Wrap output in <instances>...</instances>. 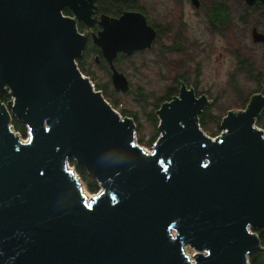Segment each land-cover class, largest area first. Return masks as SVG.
<instances>
[{
  "label": "water",
  "instance_id": "95a60500",
  "mask_svg": "<svg viewBox=\"0 0 264 264\" xmlns=\"http://www.w3.org/2000/svg\"><path fill=\"white\" fill-rule=\"evenodd\" d=\"M97 9L96 0H0V95L15 97L10 109L0 98V264H251L263 248L251 228L264 230V98L229 111L213 138L198 117L206 97L183 88L156 110L161 135L145 150L134 120L77 64L88 42L77 24L92 27ZM100 25L92 41L126 92L116 57L151 47L157 31L132 10L102 14ZM70 159L100 183L96 195Z\"/></svg>",
  "mask_w": 264,
  "mask_h": 264
},
{
  "label": "rangeland",
  "instance_id": "374dc122",
  "mask_svg": "<svg viewBox=\"0 0 264 264\" xmlns=\"http://www.w3.org/2000/svg\"><path fill=\"white\" fill-rule=\"evenodd\" d=\"M134 1L139 5V10L159 28L160 34L150 48L120 56L115 62L116 67L127 76L129 90L117 91L108 62L95 59L93 48L96 44L92 41L94 28H81L78 25V31L82 34L86 31L91 38L82 62L77 60L79 68L122 117L134 120L136 142L149 152L153 151L161 135V118L156 110L168 100L169 95L174 94L173 88L180 83L178 76L187 73L191 81L188 79L186 84H195L198 93L211 97V105L208 113H204L206 118L201 126L206 134L216 138L222 132L221 123L229 111L245 110L252 90L260 88L259 83L254 87L251 86L252 82L248 84L247 72L251 69L264 70V46L255 45L251 36L252 27H264V12L260 8L248 7L243 0H201V8L195 7L191 0ZM216 4L227 7L230 14L226 23L213 24L210 13L215 18L227 15L222 6H216L212 11ZM64 14L74 16L73 12ZM241 58H249L251 63L247 66L252 68L243 70L237 63ZM262 72L259 76L261 83L264 78ZM181 80L185 81V77ZM238 83L241 90L238 89ZM17 133L27 139L28 127L25 126V132ZM69 166L85 186L88 198L101 190L94 176L96 191L91 190L89 181L78 172L77 166L70 162ZM251 230L259 236L264 231L256 228ZM185 251L194 259L197 251L193 247L188 245Z\"/></svg>",
  "mask_w": 264,
  "mask_h": 264
},
{
  "label": "flooded vegetation",
  "instance_id": "af4514ba",
  "mask_svg": "<svg viewBox=\"0 0 264 264\" xmlns=\"http://www.w3.org/2000/svg\"><path fill=\"white\" fill-rule=\"evenodd\" d=\"M244 1V4H246L248 7H255V8H260V9H262V11L264 12V2L262 1V0H256V2L255 3H253V4H248L245 0H243ZM118 2V0H96V4H97V6H98V9L93 13V17L95 18V24L92 26V27H90V28H94V33H96V34H98V32L102 29V26L100 25V21H101V15L102 14H105V15H108V16H114V17H118V16H120L122 13H123V11H127V10H132V11H141V10H139V9H136V8H134V9H132V8H130V9H124L123 11H121V13H117V14H114L113 13V11L111 10V9H113V8H115V6H116V3ZM191 2L193 3V0H191ZM194 5H195V7H197V8H201L202 7V1L201 0H199V5H197V4H195V3H193ZM112 5H113V8H112ZM216 6H222L226 11H227V15L223 18V17H213V15L210 13V15H211V20H212V22H213V24L215 23V24H222V23H226L227 22V19L229 18V11H228V9H227V7L226 6H224V5H221V4H216L214 7H213V9H212V11L215 9V7ZM110 9V12L111 13H109V12H107L106 10H109ZM64 11H69V12H71L72 13V10L71 9H69V8H66ZM211 11V12H212ZM142 12V11H141ZM143 13V12H142ZM145 15V14H144ZM146 16V15H145ZM147 17V16H146ZM147 19H148V22H149V24H151L155 29H156V31H157V36H156V38H155V40L159 37V34H160V30H159V28L155 25V24H153V22H152V20H150L148 17H147ZM80 26L81 28L83 27H85V26H87L84 22H80V23H78L77 24V26ZM87 27H89V26H87ZM220 27H222L221 25L219 26V28ZM221 29V28H220ZM86 32V31H85ZM93 34V33H92ZM255 34H258V35H262V39H256L255 38ZM87 36H88V42H87V45H86V47H85V49H84V52L86 51V49L88 48V46H89V44H90V34H86ZM251 36H252V40H253V43L255 44V45H259V46H264V27L262 28V27H257V26H254V27H252V30H251ZM154 40V41H155ZM153 45V44H152ZM148 48H150V47H148ZM94 52H96V56H95V59L96 60H100V61H102V59L104 60L105 59V57H104V54H103V52H102V50H101V48L98 46V45H96L94 48ZM145 49H147V48H145ZM145 49H143V50H145ZM141 50H137V51H135V52H140ZM84 52H83V54H84ZM134 52V53H135ZM133 53V54H134ZM125 54H123V53H119L118 54V56L116 57V59H115V62H117V60L120 58V56H124ZM241 55V54H240ZM83 59V55L79 58V62L81 61ZM78 60V59H77ZM106 60V59H105ZM82 62V61H81ZM237 63L239 64V66L243 69V70H249V68L251 69L252 68V66H247V64H249V63H251V61H250V59L249 58H246V60L243 58H241V59H238L237 60ZM238 66V68H240ZM82 71V70H81ZM262 72V71H261ZM261 72L259 71V70H254V69H251L250 71H248L247 72V82H248V84H250L251 82L253 83V84H251V86L252 87H254L255 86V84L257 83V85H258V83H259V85H260V88H254L253 90H252V94H251V96L249 97V99H248V101L246 102V104H245V109L248 107V104H249V102H250V100H251V98L254 96V95H256V94H260L263 98H264V78H262V82L263 83H261L260 82V79L261 78H259V76L261 75ZM263 74H264V70H263V72H262ZM185 77V81H182L181 79H182V77ZM232 76H234V74H232ZM188 79H189V75L187 74V73H182L181 75H179L178 76V79L177 80H179L180 81V83H178V84H176L175 85V87L173 88V90H174V94H172V95H169V97H168V100H166L165 102H167V101H172V100H174V99H176V98H179L180 97V95H181V91H182V89L183 88H186L187 90H190V91H193L194 92V94H195V97L196 98H200V97H202V96H205L206 97V99H207V102H208V104L203 108V110L199 113V115H198V117H199V122H200V127L202 128V123H203V121H204V118H206L205 116H204V113L205 112H207L208 113V109H209V107H210V105H211V103H210V99H211V97L208 95V94H205V93H198L197 92V88H196V85L195 84H193V85H190V86H188L186 83H187V81H188ZM189 81H191V79H189ZM237 86L239 87L238 89L239 90H241V87H240V83H238L237 84ZM178 92V93H177ZM165 102H163V103H165ZM162 103V104H163ZM161 107V106H160ZM242 109H244V108H242ZM256 123L257 124H259V125H261V129L263 130V133H264V107H263V109L261 110V113H260V115L256 118ZM264 135V134H263Z\"/></svg>",
  "mask_w": 264,
  "mask_h": 264
},
{
  "label": "trees",
  "instance_id": "16d2710c",
  "mask_svg": "<svg viewBox=\"0 0 264 264\" xmlns=\"http://www.w3.org/2000/svg\"><path fill=\"white\" fill-rule=\"evenodd\" d=\"M118 1L119 2L116 3L115 8H113L114 14H117V13L119 14L124 9H130V8L140 9L139 5L134 0H118ZM106 11L111 13L110 9ZM66 12L71 13L69 11H64V13ZM1 99L8 100L9 99L8 94L1 95ZM14 123H15V127L17 130L25 132V126H23L17 119H14ZM69 162L73 164L74 166H77L78 172L83 176L84 179L89 181L90 183L89 187L91 188V190L96 191L97 190L96 180L93 176L87 173L85 167H83L82 165H79L74 159H70ZM260 238L262 241V246L264 247V231L260 232ZM251 255H250L251 257H249L251 264H264V248L258 251H255Z\"/></svg>",
  "mask_w": 264,
  "mask_h": 264
},
{
  "label": "built area",
  "instance_id": "2783aa9c",
  "mask_svg": "<svg viewBox=\"0 0 264 264\" xmlns=\"http://www.w3.org/2000/svg\"><path fill=\"white\" fill-rule=\"evenodd\" d=\"M92 81V80H91ZM92 83H93V81H92ZM93 86H94V88L96 89V87H95V84L93 83ZM3 94H8V96H9V99L8 100H2L1 99V102L3 103V104H5L7 107H8V101H13L14 102V100H15V97L12 95V90L10 89V88H8V90L5 92V93H3ZM3 94H1V95H3ZM1 95H0V98H1ZM9 108V107H8ZM10 109V108H9ZM14 119H17L15 116H13V115H11V122H10V126H11V128L14 130V132L15 133H17L19 130H17L16 129V127H15V123H14ZM18 120V119H17ZM29 130V129H28ZM30 133V132H29ZM29 133H28V137H27V139L29 138ZM18 134V133H17ZM22 138V137H21ZM23 139V138H22ZM27 139H23V140H27Z\"/></svg>",
  "mask_w": 264,
  "mask_h": 264
},
{
  "label": "snow or ice",
  "instance_id": "6c2138e0",
  "mask_svg": "<svg viewBox=\"0 0 264 264\" xmlns=\"http://www.w3.org/2000/svg\"><path fill=\"white\" fill-rule=\"evenodd\" d=\"M44 131H51V129L45 128ZM23 143L28 144V143H30V141H24ZM17 151H19V150H17ZM205 167H206V165H205ZM40 175L43 176V172H41ZM89 208H91V205H89Z\"/></svg>",
  "mask_w": 264,
  "mask_h": 264
},
{
  "label": "bare ground",
  "instance_id": "6f19581e",
  "mask_svg": "<svg viewBox=\"0 0 264 264\" xmlns=\"http://www.w3.org/2000/svg\"><path fill=\"white\" fill-rule=\"evenodd\" d=\"M83 188H84V191L86 192L87 190L85 189V186H83Z\"/></svg>",
  "mask_w": 264,
  "mask_h": 264
}]
</instances>
